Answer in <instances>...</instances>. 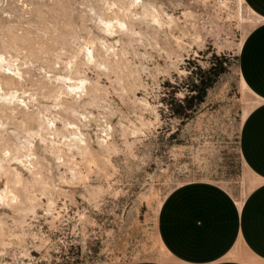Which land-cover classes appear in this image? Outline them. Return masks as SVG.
Returning <instances> with one entry per match:
<instances>
[{"label":"rangeland","instance_id":"rangeland-1","mask_svg":"<svg viewBox=\"0 0 264 264\" xmlns=\"http://www.w3.org/2000/svg\"><path fill=\"white\" fill-rule=\"evenodd\" d=\"M260 23L245 0H0V264H180L166 197L259 182L240 52Z\"/></svg>","mask_w":264,"mask_h":264},{"label":"crops","instance_id":"crops-1","mask_svg":"<svg viewBox=\"0 0 264 264\" xmlns=\"http://www.w3.org/2000/svg\"><path fill=\"white\" fill-rule=\"evenodd\" d=\"M245 2L261 23L242 45L240 69L261 102L243 124L240 149L259 182L243 201L206 181L181 185L166 197L159 214V236L180 264H264V0Z\"/></svg>","mask_w":264,"mask_h":264},{"label":"bare ground","instance_id":"bare-ground-1","mask_svg":"<svg viewBox=\"0 0 264 264\" xmlns=\"http://www.w3.org/2000/svg\"><path fill=\"white\" fill-rule=\"evenodd\" d=\"M4 59V58H3Z\"/></svg>","mask_w":264,"mask_h":264}]
</instances>
